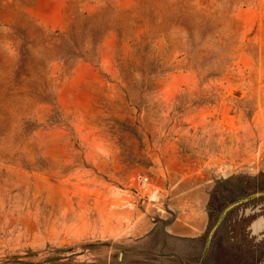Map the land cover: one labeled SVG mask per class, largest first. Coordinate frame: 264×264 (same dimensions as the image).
Here are the masks:
<instances>
[{
	"label": "rangeland",
	"instance_id": "374dc122",
	"mask_svg": "<svg viewBox=\"0 0 264 264\" xmlns=\"http://www.w3.org/2000/svg\"><path fill=\"white\" fill-rule=\"evenodd\" d=\"M0 264H264V0H0Z\"/></svg>",
	"mask_w": 264,
	"mask_h": 264
},
{
	"label": "built area",
	"instance_id": "2783aa9c",
	"mask_svg": "<svg viewBox=\"0 0 264 264\" xmlns=\"http://www.w3.org/2000/svg\"><path fill=\"white\" fill-rule=\"evenodd\" d=\"M144 181H146V179H144ZM144 181H142V182H144Z\"/></svg>",
	"mask_w": 264,
	"mask_h": 264
}]
</instances>
